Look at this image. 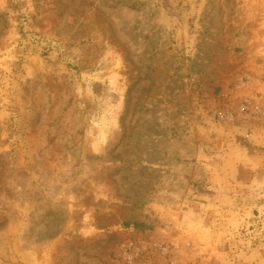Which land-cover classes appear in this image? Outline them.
<instances>
[{
	"label": "rangeland",
	"instance_id": "374dc122",
	"mask_svg": "<svg viewBox=\"0 0 264 264\" xmlns=\"http://www.w3.org/2000/svg\"><path fill=\"white\" fill-rule=\"evenodd\" d=\"M0 264H264V0H0Z\"/></svg>",
	"mask_w": 264,
	"mask_h": 264
}]
</instances>
